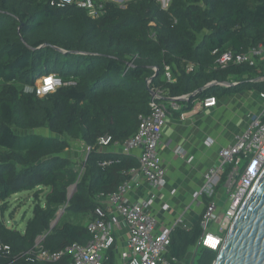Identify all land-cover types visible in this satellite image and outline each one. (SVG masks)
Instances as JSON below:
<instances>
[{"label": "trees", "instance_id": "trees-1", "mask_svg": "<svg viewBox=\"0 0 264 264\" xmlns=\"http://www.w3.org/2000/svg\"><path fill=\"white\" fill-rule=\"evenodd\" d=\"M51 1L0 0V236L11 246L6 255L0 251V264H33L22 254L41 236L51 250L90 239L87 224L60 219L52 227L53 221L63 206L90 220L99 195L116 191L139 166L134 156L101 149L99 139L133 136L140 116L151 110L153 91L188 95L178 114L208 96L264 91V81L254 80L264 75V61L216 66L228 50L264 43V0H171L168 8L158 0L124 6L101 0L104 13L97 18L77 2L59 7ZM189 64L195 68L189 71ZM53 74L63 80L55 91L27 90ZM69 138L92 147L81 175L65 154ZM104 160L113 163L102 166ZM24 191H34L35 205L20 230L4 215L11 197ZM200 220L172 232V256L186 257L202 233ZM199 251L198 264H213L218 255Z\"/></svg>", "mask_w": 264, "mask_h": 264}, {"label": "built area", "instance_id": "built-area-1", "mask_svg": "<svg viewBox=\"0 0 264 264\" xmlns=\"http://www.w3.org/2000/svg\"><path fill=\"white\" fill-rule=\"evenodd\" d=\"M77 2L93 18L104 13V5L95 0H52V5L65 7ZM264 61V43L249 48L244 52L228 50L218 56L216 66L224 69L231 64L256 65ZM193 64L188 70H193ZM168 80L172 75L167 73ZM51 79V84L47 81ZM255 81H264V75ZM229 86V82L220 83ZM231 84H236L233 81ZM63 85L59 75L43 77L35 88L39 96L55 91ZM262 100L257 114L252 116L247 128L236 136L235 141L221 149L222 163L212 167L206 173V182L201 189L193 193L190 203L168 224H163L154 210L159 192L166 185V173L163 159L159 152L162 133L169 118L182 108L181 100H188V95L164 96L161 90L153 91L149 103L150 112L140 116L137 132L127 140L114 141L111 135L99 139L100 148L117 151L134 156L139 161L137 168L131 169L128 178L116 191L99 195V204L88 219L87 228L91 235L84 243H73L59 250H51L43 244V237L36 240L29 251L22 254L33 264H194L200 247L219 251L226 234L238 211L264 168V91L258 93ZM219 98L208 96L195 103L189 111L181 116L196 115L217 106ZM85 144V142H84ZM92 147L85 144L88 154ZM177 153H183L177 149ZM113 160H104L107 166ZM230 167L226 181L220 185L221 177ZM83 170V167H82ZM223 193L217 196L218 190ZM174 194V192H172ZM205 198H208L206 202ZM165 211L171 206L165 203ZM220 208L219 214L217 213ZM192 209L199 210L196 220L200 218L202 233L196 244L191 246L182 260L171 255L172 232L178 228L189 229L186 216ZM220 218L226 232L219 233ZM0 251L8 254L11 246L4 243L0 236Z\"/></svg>", "mask_w": 264, "mask_h": 264}, {"label": "crops", "instance_id": "crops-1", "mask_svg": "<svg viewBox=\"0 0 264 264\" xmlns=\"http://www.w3.org/2000/svg\"><path fill=\"white\" fill-rule=\"evenodd\" d=\"M218 100L217 106L203 113L186 117L173 113L163 129L159 152L166 185L154 204L163 224L170 223L191 202L193 193L205 184L209 169L222 163L221 149L232 144L247 128L262 102L255 91L224 95ZM177 149H182L183 153H177ZM165 203L170 204L169 211L163 209ZM198 212L192 209L186 216L189 228Z\"/></svg>", "mask_w": 264, "mask_h": 264}, {"label": "water", "instance_id": "water-1", "mask_svg": "<svg viewBox=\"0 0 264 264\" xmlns=\"http://www.w3.org/2000/svg\"><path fill=\"white\" fill-rule=\"evenodd\" d=\"M210 85L213 83L207 86ZM76 187L77 184L69 198ZM213 264H264V168L238 211Z\"/></svg>", "mask_w": 264, "mask_h": 264}, {"label": "rangeland", "instance_id": "rangeland-1", "mask_svg": "<svg viewBox=\"0 0 264 264\" xmlns=\"http://www.w3.org/2000/svg\"><path fill=\"white\" fill-rule=\"evenodd\" d=\"M95 1L97 2V4H102L101 0H95ZM103 1H105V0H103ZM109 1L118 3L121 6H124L127 2L132 1V0H109ZM158 2L161 5V7L168 8L171 0H158ZM41 80L42 79H40L38 81V83H40ZM17 131L20 132L19 130H17ZM35 131L40 132V133H47L48 132L46 129H38ZM69 139H70L71 145L65 154L67 156L73 158V160L77 164V168L79 169V172L81 175L83 172L82 161L84 160V158L86 156L85 144L80 139H73V138H69ZM72 190H73V186L69 189V192H72ZM33 193H34V191H24V192L14 194L11 197L10 207L4 215L6 222L10 226L15 225L20 230H24L27 221L33 215V207L35 205ZM221 193H223V191L221 189H219L217 196H219ZM11 211H15L14 217H11V215H10ZM219 211H220V208L217 211L218 214H219ZM56 219H57V221L62 219L64 221H72V222H76V223L81 222L85 225L88 223V218L86 216L83 217V216H80V214L73 215L69 212H65V206H63L59 209V211L57 212ZM56 219L53 221V224L55 223ZM218 224H220V226H221L219 233L221 235H224L226 232V229L224 228V223H223V220L221 218L218 221ZM199 258H200V251L198 250L197 256L194 260V264H198Z\"/></svg>", "mask_w": 264, "mask_h": 264}, {"label": "snow or ice", "instance_id": "snow-or-ice-1", "mask_svg": "<svg viewBox=\"0 0 264 264\" xmlns=\"http://www.w3.org/2000/svg\"><path fill=\"white\" fill-rule=\"evenodd\" d=\"M51 82H52L51 79H49V80L47 81V83H49V84H51Z\"/></svg>", "mask_w": 264, "mask_h": 264}]
</instances>
